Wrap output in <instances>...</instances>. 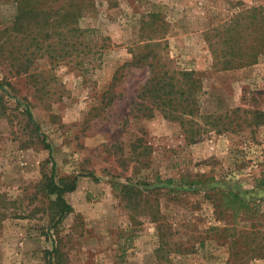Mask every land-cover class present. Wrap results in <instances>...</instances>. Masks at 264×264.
Masks as SVG:
<instances>
[{
    "label": "rangeland",
    "instance_id": "obj_1",
    "mask_svg": "<svg viewBox=\"0 0 264 264\" xmlns=\"http://www.w3.org/2000/svg\"><path fill=\"white\" fill-rule=\"evenodd\" d=\"M70 1L0 0V264H264V50L214 64L231 46L251 53L260 27L245 9L264 0ZM147 43L196 71L218 123L196 118L191 139L185 122L136 111L149 71L130 61ZM50 176L75 186L58 223ZM204 189L257 212L216 208Z\"/></svg>",
    "mask_w": 264,
    "mask_h": 264
},
{
    "label": "trees",
    "instance_id": "obj_2",
    "mask_svg": "<svg viewBox=\"0 0 264 264\" xmlns=\"http://www.w3.org/2000/svg\"><path fill=\"white\" fill-rule=\"evenodd\" d=\"M68 7L74 6L73 0L67 2ZM245 13H251L258 16L257 25L260 27L258 44L253 46L251 53L248 55L247 48L236 50L233 46L229 50H220L223 55L217 58L215 66L220 69H229L236 67H243L253 64L264 50V6L258 5L251 9H245ZM132 52V59L130 64L133 66L145 65L148 68L149 76L145 82L140 86L135 99H132L133 107L136 111L142 112L147 116H152L154 111L160 112L163 117L169 120H179L187 128V137L194 139L201 134V127L195 126L196 118L210 119L209 125L218 123L219 117L214 115H204L200 112V94L202 92V82L196 71L193 69H176L169 65L167 61L163 60L162 53H158L152 47V43L145 45H138ZM148 48L146 51L140 50ZM247 49V50H246ZM238 54V55H233ZM229 55V56H227ZM166 59V57H165ZM0 88H3V83L0 82ZM19 102V101H17ZM25 114L28 121L38 129V125L34 122L32 114L28 108L25 109ZM45 148L49 151V156L52 158V150L50 144L43 138ZM52 160V159H51ZM53 162V161H52ZM54 165V162H53ZM53 168V166H52ZM200 180H191L190 187L196 185ZM259 186H264V181ZM44 188L50 194L55 195V205L57 207V223L62 217L72 211L71 205L64 199L63 193L72 191L75 186L59 185L52 176L45 182ZM207 199H210L216 208L232 209L235 214L240 211L245 214H256L257 208L253 207L242 195L233 190H215L204 189ZM193 193L200 192V190L192 189ZM235 242V240L233 241Z\"/></svg>",
    "mask_w": 264,
    "mask_h": 264
}]
</instances>
